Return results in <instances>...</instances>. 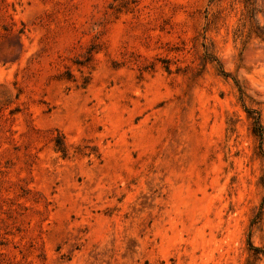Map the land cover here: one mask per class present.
<instances>
[{
    "label": "rangeland",
    "instance_id": "1",
    "mask_svg": "<svg viewBox=\"0 0 264 264\" xmlns=\"http://www.w3.org/2000/svg\"><path fill=\"white\" fill-rule=\"evenodd\" d=\"M120 2L0 0V264H264V0Z\"/></svg>",
    "mask_w": 264,
    "mask_h": 264
},
{
    "label": "trees",
    "instance_id": "2",
    "mask_svg": "<svg viewBox=\"0 0 264 264\" xmlns=\"http://www.w3.org/2000/svg\"><path fill=\"white\" fill-rule=\"evenodd\" d=\"M120 5H123V6H128L132 3H136L138 0H120ZM250 117H252L254 119V132L255 133H258V135L260 136V139H261V149L263 151V148H262V139H263V126L261 124V121H260V115L258 114L256 117L254 116V112L252 110H247ZM58 147L61 151L65 152L66 151V147L64 145L63 142H59L58 144Z\"/></svg>",
    "mask_w": 264,
    "mask_h": 264
}]
</instances>
